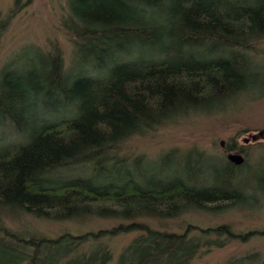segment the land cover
Masks as SVG:
<instances>
[{
    "label": "trees",
    "instance_id": "obj_1",
    "mask_svg": "<svg viewBox=\"0 0 264 264\" xmlns=\"http://www.w3.org/2000/svg\"><path fill=\"white\" fill-rule=\"evenodd\" d=\"M67 1L63 26L73 38L71 63L65 66L54 50L42 54L47 61L43 75L20 70V55L0 70V125L8 122L7 128L26 135L25 141L0 148V264H111L109 245L100 242L134 232L139 235L116 264H191L198 253L264 237V229L237 233L227 224H189L181 234L145 224L146 218L173 220L189 212L218 214L260 204L264 183L250 186L243 180L251 168L246 154L241 165L224 156L213 183L202 186L191 184L206 156L199 150L182 152L183 179H153L150 187L126 175L103 180L110 164L117 162L118 168L126 161L118 156L129 139L244 95L256 47L264 42V0H175L178 6L169 14L173 0ZM153 19L171 22L172 43L158 58L143 59L163 39L155 40ZM5 29L0 20V38ZM204 42L217 58H185L182 48ZM57 108L65 113L52 120L41 117ZM31 112L41 117L40 127L28 118ZM235 146L229 144L226 151L238 150ZM178 153L170 151L160 162ZM136 159L133 168L143 173L145 159ZM79 166L93 177L49 184L50 175ZM97 176L105 185L96 182ZM238 182L248 193L238 189ZM19 214L52 221L97 216L118 225L46 238L10 228L6 221ZM86 246L94 250L83 252ZM225 264H264V256L246 253Z\"/></svg>",
    "mask_w": 264,
    "mask_h": 264
},
{
    "label": "rangeland",
    "instance_id": "obj_2",
    "mask_svg": "<svg viewBox=\"0 0 264 264\" xmlns=\"http://www.w3.org/2000/svg\"><path fill=\"white\" fill-rule=\"evenodd\" d=\"M67 0H0V20L6 22V29L0 38V70L17 55L20 70H33L36 75L47 72V61L42 55L47 51H58L62 55L64 65L68 66L74 59L73 38L64 29L63 23L68 17ZM178 4L175 0L167 6V14L171 13ZM141 8L148 13L147 6ZM158 32L155 40L162 36L160 47L154 51L142 54L143 59L158 58L166 45L172 43L170 32L174 27L170 21L159 19L151 23ZM178 24V23H177ZM179 25V24H178ZM254 53V64L250 70V85L244 92L233 100L221 104L211 110L208 106L202 107L208 110L204 113H192L188 116L177 118L155 131L144 136H137L126 141L119 149V159H126L124 163L116 166L117 162L108 164L107 175L103 180H121L126 175L133 181L150 187L153 179L167 182L186 178L184 163L181 161L182 152L195 150L204 151L206 156L201 162V171L196 173L193 183L196 186L212 184V176L217 173L220 161L225 156L239 153L227 152L229 144H235L243 156H249L251 168L243 173V180L250 186L264 183V42L257 47ZM159 50V51H158ZM182 53L185 58L189 56L215 59L217 53L209 43L197 46L184 47ZM183 56V58H184ZM17 67V68H18ZM58 109V108H57ZM59 110V109H58ZM65 113V108L57 112H49L42 115L44 120L56 119ZM34 125H41V117L34 112L28 115ZM8 122L0 125V148L9 142L21 143L26 140L14 132V128H7ZM255 137V138H254ZM177 150L179 153L165 162H160L168 152ZM143 156L145 162L140 166L144 171L139 173L133 168L137 157ZM159 162H156V160ZM193 161L196 157L192 158ZM260 159V160H258ZM252 173V174H248ZM252 176H255L251 178ZM85 168L79 166L73 169L60 170L48 177L49 184L54 186L63 181H71L78 178H92ZM96 182L105 185L100 176L95 177ZM148 179L149 182L143 183ZM245 183H237L238 189L248 193ZM96 184V183H95ZM260 204L247 203L228 212L208 214L205 212H189L180 218L173 220H155L146 218L145 224L153 230H166L181 234L187 225L199 228L215 227L220 224L231 226L235 232L262 231L264 229V196H260ZM12 222L7 225L21 235H38L46 238H54L62 233L80 235L86 232L111 229L118 222L97 216H79L73 220L52 221L35 218L29 215H12ZM139 233L121 234L111 239L102 240L100 243L109 245L112 254L111 264L119 261L120 255ZM83 252L94 250L90 246L83 247ZM258 252L264 256V237H256L247 243L232 242L224 248L212 249L209 252L198 253L191 264H225L234 256L246 253Z\"/></svg>",
    "mask_w": 264,
    "mask_h": 264
},
{
    "label": "water",
    "instance_id": "obj_3",
    "mask_svg": "<svg viewBox=\"0 0 264 264\" xmlns=\"http://www.w3.org/2000/svg\"><path fill=\"white\" fill-rule=\"evenodd\" d=\"M264 134V131L262 133L259 134L260 137H262ZM255 138V137H254ZM228 160L232 163H234L235 165H241L244 161L243 157L239 154L237 155H229L228 156Z\"/></svg>",
    "mask_w": 264,
    "mask_h": 264
}]
</instances>
